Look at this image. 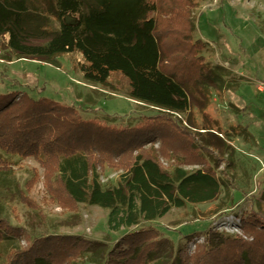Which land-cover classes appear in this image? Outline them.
Here are the masks:
<instances>
[{
    "label": "trees",
    "instance_id": "1",
    "mask_svg": "<svg viewBox=\"0 0 264 264\" xmlns=\"http://www.w3.org/2000/svg\"><path fill=\"white\" fill-rule=\"evenodd\" d=\"M195 5L196 0H0V42L7 61L59 66L62 54L77 51L87 82L123 92L155 111L139 124L120 127L112 125L110 115L106 123L95 121L74 104L8 91L0 93V149L36 158L48 189L63 193L69 203L108 209L112 230L161 218L173 207L218 200L224 182L213 164L220 167L218 156L228 154L229 145L215 132L217 125L201 132L189 116L194 108L205 111L222 81L220 66L204 55L207 42L195 38ZM69 14L77 21L66 22ZM209 150L217 158L208 157ZM163 159L170 161L167 166ZM191 164L200 168L186 167ZM107 166L122 170L118 185H102ZM239 221L251 240L209 229L193 237H203L196 249L171 246L163 260L161 232L140 228L104 250L105 262L264 264V213L253 211ZM23 233L24 228L0 220V239ZM69 243L71 250L92 246L78 236H42L9 253L7 264H57L54 253Z\"/></svg>",
    "mask_w": 264,
    "mask_h": 264
},
{
    "label": "rangeland",
    "instance_id": "2",
    "mask_svg": "<svg viewBox=\"0 0 264 264\" xmlns=\"http://www.w3.org/2000/svg\"><path fill=\"white\" fill-rule=\"evenodd\" d=\"M191 11L196 24L195 38L207 42L204 55L211 65L220 66L222 74L205 111L194 108L189 112L193 129L203 132L215 124V132L229 145L228 154L218 156L220 167L213 164L224 182L219 199L173 207L161 218L112 230L107 222L108 209L69 203L63 193L48 189L45 169L36 158L0 149V220L27 231L21 237L0 239V264H7L9 253L25 249L47 235L78 236L92 243L87 250H71L70 243L62 251L60 247L54 253L59 254L54 261L57 264H69L71 260L74 264H106L104 250L113 249L126 233L148 227L162 234V256L179 246L191 252L190 246L196 249L192 244L198 242L193 237L209 229L251 240L239 220L253 211L264 213V0H196ZM65 21L74 23L77 17L69 14ZM54 24L58 26L57 22ZM2 41L0 93L17 90L74 104L85 117L106 123L110 115L115 117L112 125L120 127L129 122L139 124L143 117L155 112L123 92L87 82L80 68L84 59L77 51L62 54L59 66L25 58L7 61ZM88 96L92 100L89 103ZM208 154L211 159L217 158L214 150ZM223 160L233 163L227 166ZM163 162L167 166L170 161ZM186 167L197 169L200 165ZM121 172L104 167L102 185H118Z\"/></svg>",
    "mask_w": 264,
    "mask_h": 264
},
{
    "label": "built area",
    "instance_id": "3",
    "mask_svg": "<svg viewBox=\"0 0 264 264\" xmlns=\"http://www.w3.org/2000/svg\"><path fill=\"white\" fill-rule=\"evenodd\" d=\"M226 222H224V224H225ZM224 224H222L223 226H225ZM239 226V225H238ZM218 228H219V226H218ZM237 229V228H236ZM238 231V230H237ZM239 234L241 233V235H242V232H238ZM245 237H247V236H245ZM203 240V237H200V238H197L196 239V241H198V242H195L194 244H192V245H194V246H196V244L197 243H199V242H201ZM191 248H190V251H193L194 249L192 248V246H190Z\"/></svg>",
    "mask_w": 264,
    "mask_h": 264
}]
</instances>
